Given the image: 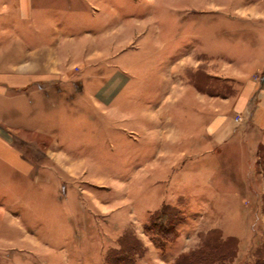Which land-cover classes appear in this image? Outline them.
<instances>
[{"label":"rangeland","instance_id":"374dc122","mask_svg":"<svg viewBox=\"0 0 264 264\" xmlns=\"http://www.w3.org/2000/svg\"><path fill=\"white\" fill-rule=\"evenodd\" d=\"M80 1L96 19L67 33L57 19L52 44L60 49L26 55L24 83L8 89L9 110L0 111V143L8 146L7 163L0 161V264H116V252L134 238L137 254L125 264H172L212 230L238 239L232 264H253L264 251V93L241 102L231 123L247 130L249 149L236 141L217 158L165 168L166 133L177 130L167 115L184 110V127L197 130L189 118L194 104L172 102L180 65L182 78L202 91L224 96L239 85L184 59L193 45L194 0ZM214 17L219 43L225 16ZM258 83L264 90V79ZM213 164L216 177L208 174ZM222 176L232 183L221 185ZM214 184L242 193L208 198L203 188ZM164 205L177 223L174 242L146 230Z\"/></svg>","mask_w":264,"mask_h":264},{"label":"crops","instance_id":"0c3cea01","mask_svg":"<svg viewBox=\"0 0 264 264\" xmlns=\"http://www.w3.org/2000/svg\"><path fill=\"white\" fill-rule=\"evenodd\" d=\"M194 1L196 6L189 9L193 14L192 24L195 25L192 34L193 45L187 56L184 54V59L191 58L193 64L200 67L205 64L210 76H221L220 78L231 80L239 87L236 92L224 96L202 91L182 78L181 74L185 67L180 65L177 82L171 85L173 88L171 94L175 93L172 102L177 105L186 102L194 104L195 116L189 118L193 120V126L197 130L184 127V118L187 120L189 115L184 110L179 109L173 116L167 115V120L177 121L172 125L173 130L174 128L177 130L174 131L175 135L170 136V132L166 133L168 144H165L164 148L165 168H178L181 161L202 155L217 158L222 152L220 148L226 152L230 147H236V141L244 142L243 145H247L249 149L253 144L246 133L247 130L236 129L231 123L237 109L241 110V102L251 100L257 92L264 93L258 83L264 78L262 77L260 81L254 79L256 74L264 72V0H224L221 3L217 0ZM245 12H250L252 16L247 17L244 15ZM220 13L225 17L220 33L223 38H220L218 43V32L215 27L217 20L214 15ZM108 16L111 18L105 20L116 18L115 14ZM57 19L64 24L62 30L67 33L79 30L74 29L77 22L84 21L85 25L95 20L96 12L90 13L89 2L86 5L80 0H0V82L7 90L0 91L2 114L9 110L8 89L19 88L24 83V76L21 73L26 55L39 57L43 51L50 55L51 51L60 49L58 46L53 48L55 42L52 44L56 37ZM105 20L102 19L101 22ZM65 38L81 40L83 37L76 35L75 38L74 35L67 34ZM184 38L185 35H179L177 38L178 54L179 52L183 54ZM198 57H205V60ZM18 96L19 93H16L15 97ZM35 104L33 101V107ZM262 107L264 108V100ZM243 145L242 149L238 148V152L244 153ZM259 145L264 146V140ZM3 146L0 143V161L7 163L8 146ZM190 149L195 150V156H191L190 152L193 151ZM175 150L178 151L176 154L173 153ZM178 161L180 162L177 163ZM210 167L212 168L208 174L216 177L218 170L215 169V164ZM224 177L222 176L220 181L221 185L232 183L227 182ZM210 187L203 189L206 194L208 193V198L215 200L223 199L229 194L237 196L242 193L229 186L220 188L214 184Z\"/></svg>","mask_w":264,"mask_h":264},{"label":"trees","instance_id":"16d2710c","mask_svg":"<svg viewBox=\"0 0 264 264\" xmlns=\"http://www.w3.org/2000/svg\"><path fill=\"white\" fill-rule=\"evenodd\" d=\"M171 207L164 205V207L155 212L151 218V226L146 230L151 232L155 237L164 241L174 242L178 238V231L176 230L177 223L171 219L167 212ZM133 245L125 247L116 252L118 260L116 264H125L132 259V252H136L139 248L138 239L134 238ZM238 239L236 237L224 238L219 231L212 230L202 239L201 244L187 253L180 254L172 264H232L238 254ZM264 248V247H263ZM257 251V256H254L253 264H264V254L262 251ZM108 264H114L108 262Z\"/></svg>","mask_w":264,"mask_h":264}]
</instances>
